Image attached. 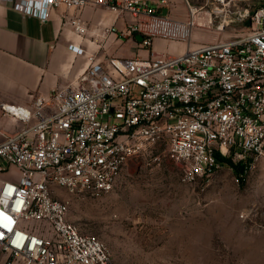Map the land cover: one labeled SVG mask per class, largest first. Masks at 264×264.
<instances>
[{
    "label": "built area",
    "instance_id": "1",
    "mask_svg": "<svg viewBox=\"0 0 264 264\" xmlns=\"http://www.w3.org/2000/svg\"><path fill=\"white\" fill-rule=\"evenodd\" d=\"M159 1L0 0L43 21L53 7L94 3L129 16L123 29L108 27L103 36L115 32L136 39L143 34L144 40L136 41L146 48L156 38L187 44L176 54L110 57L113 71L92 55L78 79L38 96L31 107L0 103V116L24 124L0 142V174L12 167L19 171L0 177L3 264H114L102 240L69 220L70 199L60 191L104 196L131 160L155 149L164 148L186 183L225 165L218 154L244 164L241 180L263 158L264 5L215 0L222 5L220 14L226 12L219 28L233 21L227 8L234 3L247 31L191 48L199 8L184 0L189 16L182 20L163 14L170 0ZM72 24L77 33H87L80 19ZM70 48L84 53L81 45Z\"/></svg>",
    "mask_w": 264,
    "mask_h": 264
},
{
    "label": "rangeland",
    "instance_id": "2",
    "mask_svg": "<svg viewBox=\"0 0 264 264\" xmlns=\"http://www.w3.org/2000/svg\"><path fill=\"white\" fill-rule=\"evenodd\" d=\"M190 1L204 23L196 24L191 48L247 31L234 3L227 8L233 21L219 28L226 13L220 14L222 5ZM174 2L176 8L184 7V0ZM251 4L256 8L264 0ZM121 40L109 44L108 58L128 53L129 39ZM155 45L171 52L185 48L170 41ZM135 54L148 58L149 50L140 46ZM181 174L160 147L131 160L114 190L104 196L67 191L60 196L70 199L69 220L80 232L102 240L114 264H264V156L244 180L227 164L194 183L183 182Z\"/></svg>",
    "mask_w": 264,
    "mask_h": 264
},
{
    "label": "crops",
    "instance_id": "3",
    "mask_svg": "<svg viewBox=\"0 0 264 264\" xmlns=\"http://www.w3.org/2000/svg\"><path fill=\"white\" fill-rule=\"evenodd\" d=\"M159 5V0H148ZM175 0H170L162 8H168V14L177 19L188 17L184 7L176 8ZM163 11V10H162ZM128 15H118L98 4H88L82 8L60 5L53 7L50 16L43 21L34 16H25L12 6L0 3V103H13L31 107L38 96H48L52 89L74 82L90 66L91 56L102 62L105 69L113 71L108 58V46L122 41L115 32L103 36L106 28L115 26L123 29ZM80 19L87 27L86 34L75 31L72 20ZM203 23V22H201ZM204 24V23H203ZM99 35L95 40L93 37ZM169 43L156 38L148 47L149 55L154 53L176 54L167 48L159 49L156 42ZM128 53L116 58L136 56L135 50L140 47L136 39L128 40ZM71 44L81 45L83 54L75 53ZM199 43L195 45H201ZM191 46V41H190ZM135 49V50H134ZM24 124L14 118L0 116V142L4 137L22 128ZM19 173L16 167L0 174L1 178H11ZM3 264V259H0Z\"/></svg>",
    "mask_w": 264,
    "mask_h": 264
},
{
    "label": "trees",
    "instance_id": "4",
    "mask_svg": "<svg viewBox=\"0 0 264 264\" xmlns=\"http://www.w3.org/2000/svg\"><path fill=\"white\" fill-rule=\"evenodd\" d=\"M218 159L220 161H222L224 164H227V165L233 167V169L237 175H239L242 172V170L244 169L243 163H234L231 159H229V158H227L221 154H218Z\"/></svg>",
    "mask_w": 264,
    "mask_h": 264
},
{
    "label": "water",
    "instance_id": "5",
    "mask_svg": "<svg viewBox=\"0 0 264 264\" xmlns=\"http://www.w3.org/2000/svg\"><path fill=\"white\" fill-rule=\"evenodd\" d=\"M163 14H164V15L168 14V8H164V9H163ZM135 38H136L138 41L142 42V41L144 40V35H143V34H136V35H135Z\"/></svg>",
    "mask_w": 264,
    "mask_h": 264
},
{
    "label": "bare ground",
    "instance_id": "6",
    "mask_svg": "<svg viewBox=\"0 0 264 264\" xmlns=\"http://www.w3.org/2000/svg\"><path fill=\"white\" fill-rule=\"evenodd\" d=\"M198 25H200V26H201V25H203V23H201V21H199V22H198Z\"/></svg>",
    "mask_w": 264,
    "mask_h": 264
}]
</instances>
